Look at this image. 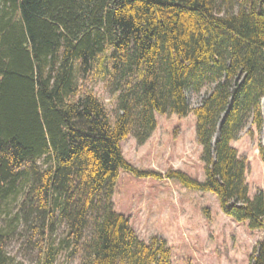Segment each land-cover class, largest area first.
<instances>
[{"label":"trees","instance_id":"trees-1","mask_svg":"<svg viewBox=\"0 0 264 264\" xmlns=\"http://www.w3.org/2000/svg\"><path fill=\"white\" fill-rule=\"evenodd\" d=\"M103 54L121 92L114 122L76 77ZM207 85L192 108L187 92ZM190 112L205 181L126 159L123 141L146 143L157 113ZM250 119L264 130V0H0V217L22 197L9 228L0 223V264H19L6 249L15 222L34 231L38 264H57L65 248L80 264H172L165 238L142 240L115 209L121 171L214 193L225 214L262 231L248 264H264V189L250 196L232 145Z\"/></svg>","mask_w":264,"mask_h":264},{"label":"rangeland","instance_id":"rangeland-1","mask_svg":"<svg viewBox=\"0 0 264 264\" xmlns=\"http://www.w3.org/2000/svg\"><path fill=\"white\" fill-rule=\"evenodd\" d=\"M110 54V53H108ZM105 54L86 75L77 71V81L84 82L109 109L114 122L119 111L118 80L110 78V60ZM205 86L200 93L187 92L192 108L197 107L210 92ZM158 126L144 144L134 134L122 143L126 159L142 170L163 174L170 169L186 172L199 181L206 180L203 148L197 139V118L193 112L181 118L176 114L157 113ZM264 145V130L258 131L250 119L238 140L232 142L239 156L247 161L246 178L249 193L254 197L264 189V159L260 145ZM115 209L126 215L138 236L147 242L154 236L165 238L172 248V264H248L262 231L251 230L221 208L220 200L212 192H201L184 187L178 181L164 178H140L121 171L114 194ZM22 203V197L12 199L0 217L9 228V221ZM7 252L19 264L39 263V243L34 231L25 223L15 222L10 230ZM61 223L55 234L57 241L65 235ZM82 253L65 248L57 264H80Z\"/></svg>","mask_w":264,"mask_h":264}]
</instances>
